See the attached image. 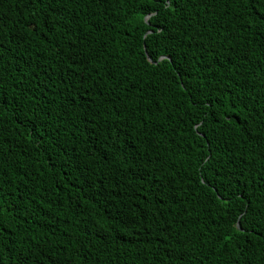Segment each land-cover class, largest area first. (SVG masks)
<instances>
[{"label": "trees", "instance_id": "1", "mask_svg": "<svg viewBox=\"0 0 264 264\" xmlns=\"http://www.w3.org/2000/svg\"><path fill=\"white\" fill-rule=\"evenodd\" d=\"M0 264H264V0H0Z\"/></svg>", "mask_w": 264, "mask_h": 264}]
</instances>
